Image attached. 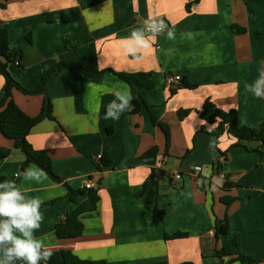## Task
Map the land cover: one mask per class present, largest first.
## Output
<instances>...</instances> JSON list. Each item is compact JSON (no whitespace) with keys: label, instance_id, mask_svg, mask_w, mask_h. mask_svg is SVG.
Instances as JSON below:
<instances>
[{"label":"crops","instance_id":"crops-1","mask_svg":"<svg viewBox=\"0 0 264 264\" xmlns=\"http://www.w3.org/2000/svg\"><path fill=\"white\" fill-rule=\"evenodd\" d=\"M0 28L9 47L22 52L21 68L11 64L12 78L28 92L38 86L48 68H60L44 90L51 116L35 124L28 143L51 159L52 171L40 182L24 179V155L0 134V178L15 180L29 197L43 201V222L35 232L51 252L70 251L81 260L106 264H240L217 258L216 250L237 239L241 252L264 264V145L223 136L218 148L225 165L214 172V140L198 132L205 124L198 115L209 100L216 108L235 109L240 127L258 128L264 118V99L245 90L264 67V0H0ZM150 16L163 18L175 31L154 39L141 59L124 53L122 38ZM244 30L238 34L235 28ZM191 32L194 39L181 36ZM29 38V41H28ZM116 73H151L153 88H137L144 102L140 114L124 112L106 118L114 90L130 89ZM178 75L195 89L170 95L168 76ZM4 80L0 76V100ZM12 100L28 117L39 115L44 95L12 91ZM191 111L179 119L178 111ZM1 111V109H0ZM152 118L169 128L165 137ZM152 147L155 157H143ZM111 165L97 167L98 157ZM200 167L201 171H194ZM39 168V167H38ZM181 175L179 180L169 173ZM239 185L223 190L218 174ZM92 180L99 196L97 209L80 216L81 236L60 240L55 225L75 204L68 191L78 193ZM144 183L154 193V206L142 195ZM233 200L225 206L221 199ZM79 198V201H84ZM227 220L229 233L214 237V221ZM182 233L184 238L166 240ZM23 264V262H17Z\"/></svg>","mask_w":264,"mask_h":264},{"label":"trees","instance_id":"trees-1","mask_svg":"<svg viewBox=\"0 0 264 264\" xmlns=\"http://www.w3.org/2000/svg\"><path fill=\"white\" fill-rule=\"evenodd\" d=\"M4 8L0 4V9ZM235 32L238 34L244 33L243 29L235 28ZM29 41V38H28ZM22 52L19 50H12L9 47L8 35L6 30L0 28V76L4 80V93L0 100V134L7 140L13 143V150L20 151L25 157V165L34 164L38 166L54 181H60L52 171L51 159L43 151L35 150L27 141V136L31 128L40 122L41 120L48 118L53 119L51 116V104L46 96L44 86L47 80L60 68L75 69L79 67L75 63L59 62L52 65L42 75L40 82L36 89L31 92L23 89L20 84L12 78L8 71V67L11 64H16L21 68L19 61L21 60ZM113 74L120 80L125 82L135 99L132 103L135 108L132 112H128L130 115L140 114L142 112L144 102L141 95L138 93L137 88L152 89L153 82L151 80V73H116ZM197 86L189 84L184 80L180 81V84L171 88L170 95H174L180 89H195ZM16 90L25 95H44V101L41 111L38 116L31 118L25 115L18 106L12 100V91ZM191 111L183 110L178 111L179 119H183ZM199 118L209 126V129L202 125L198 132H204L208 134L214 140V172H218L226 163V155L218 148L220 139L223 136L234 140L235 143L231 146L240 147L245 143H255L257 146L264 145V118L258 128L240 127L238 124V114L235 109L223 111L216 108L209 100H206L200 111L197 112ZM152 124L163 132L165 137V152L169 146L170 134L167 125L152 118ZM158 153L157 147L149 149L143 157H155ZM11 150L0 148V159H6L10 156ZM218 156L225 158L224 163L219 165L217 163ZM97 167L101 169L103 166L111 165V160L106 156H101L97 160ZM3 179L0 178V181ZM239 185L233 184L226 180L223 184V190L229 192L232 188H238ZM96 189H85L73 193L68 191V199L75 204V207L64 214L63 219L55 225V236L60 240H70L81 236L83 231V225L80 221V216L84 213L93 212L97 209L99 203V196ZM142 195L145 196V200L149 205H153V216L156 219H161L163 211L158 210L154 206V193L149 189L148 184L144 183ZM84 201L80 202L79 198H84ZM233 199L229 196H225L221 199V202L228 206ZM229 223L227 220L214 221V237L219 239L221 236H225L229 233ZM182 233H175L173 235H165L166 240L184 238ZM217 258H230V262H238L240 264H253V260L246 257L240 250L239 242L237 239L230 241L227 245L218 249L214 253ZM43 264V262H42ZM48 264H106L104 261H89L81 260L72 254L70 251L60 250L52 252L51 259ZM179 264H193L191 262H182Z\"/></svg>","mask_w":264,"mask_h":264},{"label":"clouds","instance_id":"clouds-1","mask_svg":"<svg viewBox=\"0 0 264 264\" xmlns=\"http://www.w3.org/2000/svg\"><path fill=\"white\" fill-rule=\"evenodd\" d=\"M167 31L168 39H175V31L163 18L150 16L142 26H134L130 35L122 38L124 53L139 60L145 50L150 48L154 39ZM182 37L194 39L191 32L181 33ZM245 90L257 99H264V67L251 83H245ZM115 100L106 109V118L119 119L124 112H132L135 99L131 89L114 90ZM25 180L41 181L46 178L43 169L30 166L23 173ZM43 201L39 197H29L15 180L0 181V264H48L52 252L35 232L43 222L40 211Z\"/></svg>","mask_w":264,"mask_h":264},{"label":"built area","instance_id":"built-area-1","mask_svg":"<svg viewBox=\"0 0 264 264\" xmlns=\"http://www.w3.org/2000/svg\"><path fill=\"white\" fill-rule=\"evenodd\" d=\"M181 77L178 76V75H174V76H168V79H167V83L170 87L172 88H175L177 87L179 84H180V81H181ZM101 157H98L97 160H99ZM224 160L225 158L223 156H218L217 158V163L219 165H222L224 163ZM263 164H264V161H263ZM194 171L196 172H200L201 171V168L200 167H194ZM170 178H173L175 180H179L181 178V175L178 174V173H169L168 174ZM218 177L219 179L224 183L226 180H227V177L223 174V173H220L218 174ZM97 185L95 182H93L92 180L88 181L85 185H84V188L85 189H96ZM260 264H263V263H260Z\"/></svg>","mask_w":264,"mask_h":264}]
</instances>
